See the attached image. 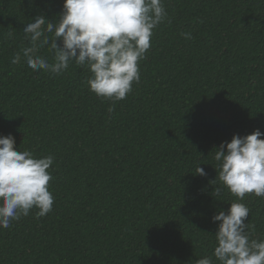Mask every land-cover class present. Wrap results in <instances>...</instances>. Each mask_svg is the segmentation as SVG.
<instances>
[{"label": "trees", "instance_id": "trees-1", "mask_svg": "<svg viewBox=\"0 0 264 264\" xmlns=\"http://www.w3.org/2000/svg\"><path fill=\"white\" fill-rule=\"evenodd\" d=\"M162 2L167 17L140 61V82L113 102L90 91L87 66L70 62L54 75L23 57L11 63L29 46L26 24L37 15L57 22L64 0H0V135L54 158L52 211L37 219L33 208L0 228V264L212 256V217L237 199L219 180L217 148L234 134L264 133V0ZM39 54L52 62L49 46ZM241 202L250 238L264 239V197Z\"/></svg>", "mask_w": 264, "mask_h": 264}, {"label": "clouds", "instance_id": "clouds-1", "mask_svg": "<svg viewBox=\"0 0 264 264\" xmlns=\"http://www.w3.org/2000/svg\"><path fill=\"white\" fill-rule=\"evenodd\" d=\"M167 17L162 0H64L57 22L37 15L23 28L29 46L14 55L33 71L59 75L70 62L87 66L92 75L87 84L97 96L113 102L123 100L140 82V61L146 59L153 30ZM46 33L52 34L50 39ZM12 33L9 32L8 36ZM186 39L190 33H182ZM57 41L60 43L58 44ZM49 46L52 62L39 54ZM111 111V109H109ZM264 133L255 129L222 142L214 159L220 162L219 180L236 197L227 211L212 217L219 222L212 256L196 264H264V239L250 238L246 194L264 197ZM11 134L0 135V228L28 216L36 208L37 219L52 211L54 196L49 191L48 171L53 156L37 157L14 147ZM196 173L206 176L198 166ZM216 197L221 189L215 188Z\"/></svg>", "mask_w": 264, "mask_h": 264}]
</instances>
